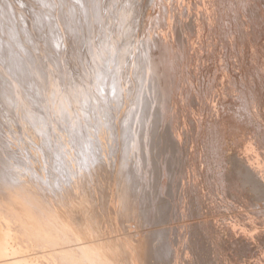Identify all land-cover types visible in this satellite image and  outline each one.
I'll return each instance as SVG.
<instances>
[{
	"label": "bare ground",
	"instance_id": "bare-ground-1",
	"mask_svg": "<svg viewBox=\"0 0 264 264\" xmlns=\"http://www.w3.org/2000/svg\"><path fill=\"white\" fill-rule=\"evenodd\" d=\"M247 2L0 0V264H264V150L223 143L231 105L264 114L255 54L235 69L264 36ZM226 33L239 63L205 78Z\"/></svg>",
	"mask_w": 264,
	"mask_h": 264
},
{
	"label": "rangeland",
	"instance_id": "rangeland-1",
	"mask_svg": "<svg viewBox=\"0 0 264 264\" xmlns=\"http://www.w3.org/2000/svg\"><path fill=\"white\" fill-rule=\"evenodd\" d=\"M237 1V2H236ZM240 0H235V3H233V6L232 7H229L228 9H229V13H228V15H231V13L232 14H234L233 12H235V16H236V13H238V11H237V9H238V6L239 7H241L240 6V4L239 3H241L242 4V2L243 3H246L247 1H249V0H241L240 2H239ZM251 1V2H250ZM249 2H247V4H245V6H249L251 3H252V1L253 0H250ZM236 3H237V7H236ZM243 6V5H242ZM233 8H235L234 10H233ZM169 9V10H168ZM226 9H227V7H226ZM236 10V11H235ZM259 10V8L257 9V11ZM231 12V13H230ZM148 16L145 18V20H144V22H143V26H144V30H145V32H146V35L148 36V35H150L151 33H152V25L154 24H156L158 21H159V19H158V16H161V15H166V16H169V17H171V8H170V6L169 5H164V4H160V3H157L156 4V6H150L149 7V10H148ZM258 13L261 15V11L259 10L258 11ZM257 13V14H258ZM256 14V15H257ZM258 14V17H256L255 16V18L256 19H259V21L260 22H258L259 23V27L260 28H262V29H264V24H263V22H264V20L261 18V16ZM232 16H234V15H232ZM262 27H261V26ZM228 27V26H227ZM226 27V25L225 26H223V27H221L222 29H224V30H226V31H228V28ZM225 33V32H224ZM227 34V33H226ZM225 34V39H220V40H218V42H217V46H216V48H215V50L214 51H212V53L214 54L213 56H215L213 59H211V61H209L208 60V62L206 61L205 62V68H203V72L202 73H204L205 74V78H210V77H212V72H210L211 70H213V66L212 65H214V66H218L219 65V58H217V56H218V54L219 53H221V51L223 52V50H224V53L226 54V57L227 58H231V56H233L232 58H234V56L236 55V58H234V59H231V61L232 62H234L235 60V64H234V66L236 65V64H238L239 63V55L237 54V53H235V55L234 54H232L231 52H233V50L236 48L235 46H234V49L232 50L231 49V51H230V47L229 46H231V44H230V39H231V37H230V35L229 34H227L226 35ZM226 36H229V37H226ZM223 38V37H222ZM228 38V39H227ZM262 38L264 39V36H261L260 37V39H259V42H256L254 45H253V47H252V50H251V47H250V45L248 44V41L247 40H245L244 41V44H243V49H244V51H246L247 52V56H246V58H248V59H246L245 58V60L243 61V63H242V70L241 69H237V68H235L236 70H237V77H242V73H243V76L244 77H246L245 79H247V76H248V73L250 72V69H252V68H254V67H251V66H256V68H258L259 70H260V66H261V62L263 61V59H264V57H263V55H264V40H262ZM222 41V42H221ZM229 41V42H228ZM263 41V42H262ZM222 43V44H221ZM226 43V44H225ZM259 43V44H258ZM262 43H263V45H262ZM248 46H247V45ZM219 45V46H218ZM222 45V46H221ZM235 45V44H234ZM228 46V47H227ZM218 47V48H217ZM221 47V48H220ZM223 47V48H222ZM225 47H226V49H225ZM261 47V48H260ZM263 47V48H262ZM219 48H220V50H219ZM250 50H249V49ZM229 49V50H228ZM257 49V50H256ZM260 49V50H259ZM218 50V51H217ZM236 50H238V49H236ZM249 50V51H248ZM263 50V51H262ZM230 51V52H229ZM235 51V50H234ZM258 51V52H257ZM263 52V53H262ZM215 53H217V54H215ZM231 53V54H230ZM253 53L255 54V58H256V64H254V65H251V63H250V59H251V55H253ZM263 54V55H262ZM230 55V56H229ZM260 57V58H259ZM250 58V59H249ZM216 61H215V60ZM260 59V60H259ZM234 60V61H233ZM248 60H249V63H248ZM228 61L230 62V59H228ZM237 61H238V63H237ZM259 61V62H258ZM211 62V63H210ZM245 62H247V63H245ZM252 62V61H251ZM209 63H210V65H209ZM218 63V64H217ZM245 64V65H244ZM247 64V65H246ZM246 66V67H245ZM209 67H210V69H209ZM250 67V68H249ZM258 69H255V73H254V86L255 87H257L258 88V90L256 89L255 90V93H256V99L257 100H259L260 98H261V100L259 101V105H261L260 103H263V100L264 99H262V98H264V69H263V71L262 72H260ZM247 70V71H246ZM242 71V72H241ZM247 73H245V72ZM249 71V72H248ZM206 72H207V74H209V75H207L206 74ZM217 72H218V74H217ZM217 72H216V74L217 75H220V70L218 69L217 70ZM239 72V73H238ZM211 74V75H210ZM247 75V76H246ZM184 83L186 84V82L184 81ZM238 87H239V85H237ZM240 88V87H239ZM249 97V96H248ZM262 106L259 108V111H258V114H255V116L253 115V116H248V115H246L244 112H242V109L240 110V112H237V111H235L236 110V108L233 106V105H231L230 106V108L229 109H227V116H228V120H227V122H226V126H227V128H228V130H229V132H228V134H227V136H226V140H223V143H224V146H225V151H227V152H230V153H232V154H234L235 156H241V151H242V148L240 147V146H237V144H236V141H238L240 144H241V142H247L246 143V145H248L249 146V151H250V153H252V155H254L255 156V158L256 159H258V157H260V156H262L261 155V153H260V151H262V150H264V140H263V136H262V134L260 133V132H251L250 131V129L252 128V127H258V126H260V127H264V114H263V112H262ZM259 115V116H258ZM261 115V116H260ZM258 116V117H257ZM257 117V118H256ZM258 118H260V119H258ZM257 119V120H256ZM262 119V120H261ZM250 120V121H249ZM255 122V123H254ZM261 123V124H260ZM257 124V125H256ZM262 125V126H261ZM250 133H252V135L250 134ZM206 144H207V141H206ZM204 153H205V156H204V159L206 158V160H214V159H212L210 156H208L206 153H207V151H204ZM207 169V166L205 165V170ZM203 185V184H202ZM204 186V188H205V193L207 194L208 193V195L210 196V197H212L213 196V198L215 199V206H216V208H218V211L219 212H222V211H224L225 213H223V215L227 218V220L228 221H231L232 220V215H230L229 213L231 212V210H233V207H232V205L225 199V197L223 196V194L221 193V192H219V193H212L211 191H210V188L208 187V185H206V184H204L203 185ZM208 190V191H207ZM210 191V192H209ZM217 195V196H216ZM219 197H222V198H219ZM221 199V200H220ZM223 200V201H222ZM216 202H219V203H217L216 204ZM229 203V204H228ZM220 207V208H219ZM232 208V209H231ZM254 210H257V209H254ZM228 213V214H227ZM229 216V217H228ZM259 216V217H258ZM258 216H257V222H259L260 221V217H261V221H262V219L264 218V216H261L260 215V213H258ZM232 217V218H231ZM229 218H231V219H229ZM242 224H244L243 222H241V226H242ZM246 227V229L247 230H249V229H256V230H259V231H261V233H260V235H259V237L260 238H262L263 237V241H264V225H261V224H255V225H252L251 226V228H250V226H245ZM255 240V242H256V244L258 245V246H263V243L264 242H262V243H259L258 242V238H255L254 239ZM220 252L222 253V250H220ZM223 254V253H222ZM232 255H233V257H237V259L240 261L241 260V258H238V256L237 255H235V252H232ZM264 256V255H263ZM254 257H256V255L255 256H253V258ZM242 258H246V260L245 261H247L250 257H247V256H243ZM248 258V259H247ZM252 258V259H253ZM230 263H232V261L230 262ZM241 263V262H240Z\"/></svg>",
	"mask_w": 264,
	"mask_h": 264
}]
</instances>
